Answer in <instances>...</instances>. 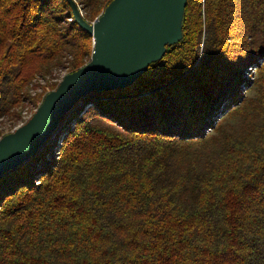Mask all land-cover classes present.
<instances>
[{"label":"trees","instance_id":"trees-1","mask_svg":"<svg viewBox=\"0 0 264 264\" xmlns=\"http://www.w3.org/2000/svg\"><path fill=\"white\" fill-rule=\"evenodd\" d=\"M92 44L67 0H0V117ZM0 264H264V0H187L160 60L0 176Z\"/></svg>","mask_w":264,"mask_h":264},{"label":"water","instance_id":"water-1","mask_svg":"<svg viewBox=\"0 0 264 264\" xmlns=\"http://www.w3.org/2000/svg\"><path fill=\"white\" fill-rule=\"evenodd\" d=\"M67 1L92 36L90 58L63 75L24 124L0 138V176L38 153L78 99L129 86L182 38L187 0H111L94 21L83 18L75 0Z\"/></svg>","mask_w":264,"mask_h":264},{"label":"rangeland","instance_id":"rangeland-1","mask_svg":"<svg viewBox=\"0 0 264 264\" xmlns=\"http://www.w3.org/2000/svg\"><path fill=\"white\" fill-rule=\"evenodd\" d=\"M81 1L82 0H76L79 7H80ZM98 16L99 15H97L95 18H93L90 21H94ZM253 69L254 68H252V70H250V72L253 71ZM66 73H68V71H66L64 69L62 71L55 72L53 75V79H51V77H49L48 81H52V82L58 81L59 82L60 79L62 78V76L65 75ZM246 76L249 78H252V73L246 74ZM38 82L44 84V81H42V80H39ZM31 92H32L31 94L33 95V94H35L36 91L32 89ZM244 92L247 93L249 96L255 94L253 88L252 89L245 88ZM40 102L41 101H37V103H35V102L30 101V102L25 103V106L23 107L22 112H21L22 116L15 122L8 119V117H6V116L0 117V138L2 136H4L5 134L13 132L17 127L24 124L32 116V114L35 112V110L39 106Z\"/></svg>","mask_w":264,"mask_h":264},{"label":"built area","instance_id":"built-area-1","mask_svg":"<svg viewBox=\"0 0 264 264\" xmlns=\"http://www.w3.org/2000/svg\"><path fill=\"white\" fill-rule=\"evenodd\" d=\"M76 1V0H75Z\"/></svg>","mask_w":264,"mask_h":264}]
</instances>
